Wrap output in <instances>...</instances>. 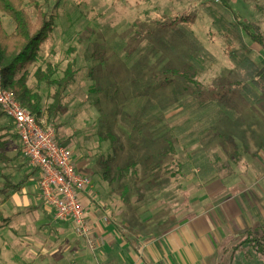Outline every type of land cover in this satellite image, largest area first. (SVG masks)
Returning <instances> with one entry per match:
<instances>
[{"label": "rangeland", "instance_id": "obj_1", "mask_svg": "<svg viewBox=\"0 0 264 264\" xmlns=\"http://www.w3.org/2000/svg\"><path fill=\"white\" fill-rule=\"evenodd\" d=\"M56 1L43 5L48 14L57 15L56 27L27 69V84L44 107L49 105L55 87L38 84L34 74L50 62L61 78L69 50H74L77 76L51 123L58 127V143L71 151L77 172L92 181L85 199L88 219L94 228L114 225L124 228L126 235L189 223L199 212L193 205L216 181L210 170L213 154L224 161L217 138L201 136L196 118L210 114V124L219 122L212 94H221V87L229 83L255 78L253 71L264 67V50L235 28L238 22L253 23L264 34V0H228V8L221 0H59L54 8ZM25 10L33 20L31 7ZM181 16L191 21L171 23ZM0 19L11 34L13 23L2 14ZM167 70L192 77L198 87L189 84L186 91L179 76L162 85ZM251 83L250 94L259 96ZM253 97L243 91L233 96L234 115L218 108L227 117L221 118L220 130L233 139L243 159L258 149L256 138L262 134L253 124L256 118L245 114ZM200 104L207 105L206 110ZM0 127L11 136L8 155L14 159L3 172L12 175L13 183L28 176L21 191L0 196V217L7 219L0 221V264H26L36 251L47 252L53 246L55 256L62 255L71 243L79 244L78 238L70 222L54 221L40 195L39 174L28 165L2 114ZM150 156L154 159L147 162ZM104 162L113 183L105 179ZM132 164L136 177L117 178L119 168ZM56 229H62L61 234ZM99 235L95 231L91 239ZM81 242L86 264L92 262L96 250ZM229 248L216 245L208 264H229ZM49 261L57 263L56 257Z\"/></svg>", "mask_w": 264, "mask_h": 264}, {"label": "trees", "instance_id": "obj_2", "mask_svg": "<svg viewBox=\"0 0 264 264\" xmlns=\"http://www.w3.org/2000/svg\"><path fill=\"white\" fill-rule=\"evenodd\" d=\"M47 2L48 0H0V14L7 16L14 25L13 32L7 34L2 27L0 19V75L2 78V86L12 93L20 106L31 113L39 122L44 119V116L49 117L50 121L48 122L47 119L45 121L55 129L56 133V128L58 127H54L51 121L55 120L60 114L61 102L65 96V92L74 83L77 76L76 61L74 57H71L74 50H69V55L67 56L68 61L61 78L57 77L58 69L56 65L50 62H46L45 68L37 69L34 74V79L38 84L55 87L54 93L49 95L51 103L46 107L43 105L42 98L37 93H34L28 86L26 76L27 69L36 62L41 47L52 36L56 27L57 15L48 14L44 9L43 5ZM221 3L224 7L228 8V0H221ZM26 5L30 6L34 13L33 20L25 10ZM58 5L59 0L55 2L54 8ZM190 21V18L181 16L176 17L171 23L180 22L185 24ZM235 28L236 30H240L249 40L256 43L264 50V34L257 25L238 22ZM164 74L167 78H165V82L162 85L170 82L169 78L173 81L175 76H179V78L184 81L183 85L186 91H189V84L194 88H197L199 85L192 77L181 74L178 71L167 70ZM253 74L255 78L245 83L240 81H236L233 84L225 83L227 85L223 84L224 86L221 87V94H212L216 100L215 107L217 109L214 112L218 114L219 122L210 124V114L202 115V113H199L196 118L197 129L201 136L211 134L218 140V145L221 148L224 161L216 153L213 154V169L210 170H212V173L214 172L216 180L220 181L222 185H225L235 178L237 173L232 169V166L242 169L240 172L241 175L245 174L247 169V165L241 153H239L236 143L230 136H227L220 130L222 125L221 118L227 119V117L221 114L218 108H222L229 115H234L235 110L232 106L234 99H232V97L237 95L239 91H243L247 97L249 95L254 96L251 102L256 107L251 105V107L247 108L245 114L248 115V112H250L251 116H253L254 119L256 118L253 124L259 125V129L262 131V134L261 132L258 133L259 137L256 138L258 149L251 154L250 158L254 159L257 152L264 146V67L255 69ZM248 83H251L259 90V96L250 94L251 88L248 86ZM198 94H200L199 90ZM241 101H243L244 105L246 104L243 99ZM206 106L207 105L200 104L199 108L206 110ZM0 114L10 121L15 137L19 140L12 121L5 116L1 108ZM239 119L241 120V117H239ZM10 138L11 136H9L7 129L0 127V179L3 180L0 187V196H4L5 198L9 196L8 192L16 193L21 191L28 180V176H24L17 183H13L12 175L3 172L6 167L14 162L13 157L8 155L9 146L11 145ZM169 151L173 153V143H169ZM161 156H163V154H161ZM153 159L154 157L150 156L147 162H152ZM103 165L105 179L113 183L115 178L110 177L111 170L108 163L104 162ZM134 168V164L119 168L117 170V178H124L130 174L136 177V173L134 171L132 172ZM0 221L6 222L7 219H2L0 217ZM240 235L241 237L237 239L236 244L229 249L231 255L232 253L239 254L250 251L258 258L261 264H264V224H254V226L241 231Z\"/></svg>", "mask_w": 264, "mask_h": 264}, {"label": "crops", "instance_id": "obj_3", "mask_svg": "<svg viewBox=\"0 0 264 264\" xmlns=\"http://www.w3.org/2000/svg\"><path fill=\"white\" fill-rule=\"evenodd\" d=\"M243 160L247 165L245 174L237 173L225 185L218 180L213 182L212 187L206 189L203 200L193 205L199 212L187 224H175L160 232L126 235L124 228L114 225L94 228L87 215L91 234L95 231L100 234L94 238L95 242L100 240L94 249L95 258L87 264H208L206 259L214 253L216 245L229 248L230 243L241 237V231L254 224H264V146L254 159ZM80 198L85 208L87 197ZM45 210L47 212V208ZM56 230L61 234L62 229ZM78 239L79 244L71 243L70 252L65 250L64 254L55 256L57 247L53 246L47 252L44 249L36 251L37 256L25 263L53 264L49 260L56 257V264H86L82 255L83 242ZM228 258L229 264H261L250 251L232 253Z\"/></svg>", "mask_w": 264, "mask_h": 264}, {"label": "built area", "instance_id": "obj_4", "mask_svg": "<svg viewBox=\"0 0 264 264\" xmlns=\"http://www.w3.org/2000/svg\"><path fill=\"white\" fill-rule=\"evenodd\" d=\"M0 108L15 127L28 165L39 174L40 195L52 209L54 221L70 222L78 238L86 241L92 250L97 248L100 240L91 239V227L80 198L90 197L92 181L77 172L71 151L57 143L55 129L45 119L37 121L2 86L1 75Z\"/></svg>", "mask_w": 264, "mask_h": 264}]
</instances>
